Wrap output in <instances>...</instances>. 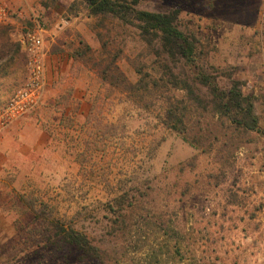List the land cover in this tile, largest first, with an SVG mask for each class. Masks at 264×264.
I'll return each instance as SVG.
<instances>
[{"label":"rangeland","instance_id":"1","mask_svg":"<svg viewBox=\"0 0 264 264\" xmlns=\"http://www.w3.org/2000/svg\"><path fill=\"white\" fill-rule=\"evenodd\" d=\"M10 4L22 15L0 26V106L26 78L7 35L18 41L34 12L47 30L46 87L25 117L48 142L0 175V264H264V0H137L177 11L207 73L250 97L255 131L218 116L184 62L133 26L88 16L78 0ZM54 51L72 63L50 84ZM167 108L183 114L185 136L167 127ZM69 228L99 252L60 242Z\"/></svg>","mask_w":264,"mask_h":264},{"label":"trees","instance_id":"2","mask_svg":"<svg viewBox=\"0 0 264 264\" xmlns=\"http://www.w3.org/2000/svg\"><path fill=\"white\" fill-rule=\"evenodd\" d=\"M86 8L88 16L110 17L125 25L136 28L141 37L149 38V43L155 41L170 57H177L184 62V68L189 73L192 84L207 89L218 116L228 118L236 126L246 130L258 129V117L255 113L250 97L243 93L239 82L231 80L228 87H221L215 78L207 73L200 57L193 36L178 29L176 25L177 11L157 13L137 8V0H78ZM8 51L13 52L20 44L8 45ZM13 48V49H12ZM140 82V81H139ZM183 89L189 101H200L196 96L193 85L183 81ZM167 111V112H166ZM165 123L177 133L185 136L186 130L178 128L184 125L182 113L177 115L167 108ZM183 136V137H184ZM186 139V137L184 138ZM61 241L83 254H95L99 250L91 245L87 236L72 228L62 230Z\"/></svg>","mask_w":264,"mask_h":264},{"label":"built area","instance_id":"3","mask_svg":"<svg viewBox=\"0 0 264 264\" xmlns=\"http://www.w3.org/2000/svg\"><path fill=\"white\" fill-rule=\"evenodd\" d=\"M22 13L14 10L8 0H0V26L12 23L14 16ZM47 30L34 12L18 34V42L26 54V78L7 101L0 106V134L14 123L27 116L41 103L45 93V37ZM262 59H264V40H262ZM264 73V63H262Z\"/></svg>","mask_w":264,"mask_h":264},{"label":"crops","instance_id":"4","mask_svg":"<svg viewBox=\"0 0 264 264\" xmlns=\"http://www.w3.org/2000/svg\"><path fill=\"white\" fill-rule=\"evenodd\" d=\"M14 6L19 5L27 0H8ZM8 41L14 44H20L12 34L7 35ZM23 52L22 45L18 48ZM61 56L54 51L47 55L46 58V77L51 84V79L58 78L63 72H67L71 67L72 59L66 57L65 63L61 66L56 64L61 60ZM57 65L59 67L57 68ZM59 72V73H57ZM48 142L47 134L36 125V120L32 117H24L8 130L0 134V175L10 168V164L17 160L26 159L31 153L43 149ZM254 161H257L255 159ZM257 172H255V175ZM257 177V176H256Z\"/></svg>","mask_w":264,"mask_h":264}]
</instances>
